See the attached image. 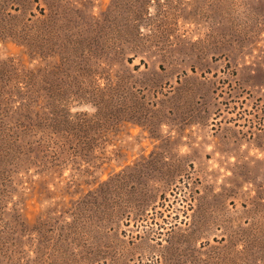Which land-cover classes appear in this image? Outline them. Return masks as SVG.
I'll use <instances>...</instances> for the list:
<instances>
[{
    "label": "rangeland",
    "instance_id": "374dc122",
    "mask_svg": "<svg viewBox=\"0 0 264 264\" xmlns=\"http://www.w3.org/2000/svg\"><path fill=\"white\" fill-rule=\"evenodd\" d=\"M0 264H264V0H0Z\"/></svg>",
    "mask_w": 264,
    "mask_h": 264
},
{
    "label": "trees",
    "instance_id": "16d2710c",
    "mask_svg": "<svg viewBox=\"0 0 264 264\" xmlns=\"http://www.w3.org/2000/svg\"><path fill=\"white\" fill-rule=\"evenodd\" d=\"M4 126H6V125H4ZM4 126L2 127L3 129L5 128ZM2 128H1V129H2ZM28 132H29L28 130L21 131V133L24 134V135L27 134Z\"/></svg>",
    "mask_w": 264,
    "mask_h": 264
}]
</instances>
